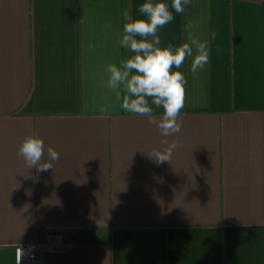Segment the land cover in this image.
Here are the masks:
<instances>
[{"label":"crops","instance_id":"crops-1","mask_svg":"<svg viewBox=\"0 0 264 264\" xmlns=\"http://www.w3.org/2000/svg\"><path fill=\"white\" fill-rule=\"evenodd\" d=\"M144 2L0 0V264L24 245L60 249L42 264H264V0L170 7L160 46L199 20L210 53L197 75L191 58L179 69L183 123L166 139L180 147L160 164L148 153L165 137L107 87L133 55L124 14ZM33 133L53 169L18 156Z\"/></svg>","mask_w":264,"mask_h":264},{"label":"clouds","instance_id":"clouds-1","mask_svg":"<svg viewBox=\"0 0 264 264\" xmlns=\"http://www.w3.org/2000/svg\"><path fill=\"white\" fill-rule=\"evenodd\" d=\"M190 0H172L171 6L165 0H145L138 6L140 18L133 19L125 12L124 35L120 44L130 49V58L121 62V66L111 64L107 68L109 78L107 87L113 90L123 87L124 95L121 107L126 113L147 117L148 123L157 127L165 137L161 141L166 145L162 150L152 149L148 156L158 164L170 162L173 151L180 144L166 139L170 135L179 133L182 127L180 113L185 104V85L187 83L181 69L185 60L191 58L190 71L197 75L209 61V39L201 40L195 31L199 28V20H188L185 29L187 41L178 47L169 44L161 47L158 29L170 23L176 13L184 12V6ZM216 33L210 34L215 39ZM139 37V39H138ZM176 69V70H173ZM117 99L121 97L118 94ZM155 109H162L159 119L154 115ZM106 113L107 108H101ZM44 141L36 133L24 138L18 149V156L22 157L29 168L37 171L53 169V161L59 160V153L51 146L47 148L48 160L44 158ZM23 250L16 252V264H21Z\"/></svg>","mask_w":264,"mask_h":264},{"label":"built area","instance_id":"built-area-1","mask_svg":"<svg viewBox=\"0 0 264 264\" xmlns=\"http://www.w3.org/2000/svg\"><path fill=\"white\" fill-rule=\"evenodd\" d=\"M20 248L23 250V256L21 259V264H42L40 260V255L45 252H58L59 248L54 245H24L17 247L15 249V263H16V252Z\"/></svg>","mask_w":264,"mask_h":264}]
</instances>
